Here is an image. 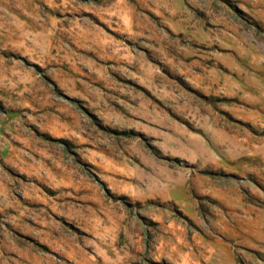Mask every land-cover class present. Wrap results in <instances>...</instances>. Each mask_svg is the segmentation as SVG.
Instances as JSON below:
<instances>
[{
    "label": "rangeland",
    "instance_id": "1",
    "mask_svg": "<svg viewBox=\"0 0 264 264\" xmlns=\"http://www.w3.org/2000/svg\"><path fill=\"white\" fill-rule=\"evenodd\" d=\"M0 264H264V0H0Z\"/></svg>",
    "mask_w": 264,
    "mask_h": 264
}]
</instances>
